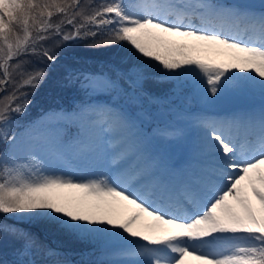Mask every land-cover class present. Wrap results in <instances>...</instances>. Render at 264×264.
I'll return each instance as SVG.
<instances>
[{
	"label": "snow or ice",
	"instance_id": "1",
	"mask_svg": "<svg viewBox=\"0 0 264 264\" xmlns=\"http://www.w3.org/2000/svg\"><path fill=\"white\" fill-rule=\"evenodd\" d=\"M260 9L240 0H0V240L19 243L0 264H66L24 221L90 245L81 264H264V106L225 116L175 106L181 97L264 98V0ZM80 41L126 46L138 59L67 67L63 86L80 94L71 108L17 120L59 61L56 49ZM149 79L171 84L169 93H150ZM145 105L183 122L152 135H195L179 166L149 150Z\"/></svg>",
	"mask_w": 264,
	"mask_h": 264
},
{
	"label": "trees",
	"instance_id": "2",
	"mask_svg": "<svg viewBox=\"0 0 264 264\" xmlns=\"http://www.w3.org/2000/svg\"><path fill=\"white\" fill-rule=\"evenodd\" d=\"M240 2L252 4L255 8L260 9L262 0H240ZM60 18L59 16H55L53 19L58 22ZM89 42L80 41L56 49L60 56L59 61L52 65L49 76L44 83L35 90L33 95H30L29 99H31L32 103L29 105L27 113L24 116H17L16 119H23L32 114V118L37 117L42 110H47L52 106L71 108L73 103L80 98V94L73 88L63 86L65 69L69 66L98 71L114 65L123 66L128 62H136L138 59L126 46L89 48L86 47V44ZM24 60L35 61L36 58L32 56L20 57V61ZM40 66L43 67L44 65L40 64ZM152 68L153 71H157L154 65ZM145 87L153 95L164 96L169 93L172 85L169 83H157L154 79H149ZM27 91L31 92L32 90L28 89ZM238 102L250 103L252 99L247 98L245 93L229 95L224 103L220 105V108H230ZM191 104H194L196 109L199 107L195 98ZM185 105L186 102L183 97L175 101V106L184 107ZM145 106L153 114V119L143 125L144 130L148 132L153 126H157V123L163 121V116L155 113L154 108L156 105ZM186 108L188 107L186 106ZM4 219H7L9 223H16L14 217H5ZM18 226L32 233L46 247L57 250L60 255L56 259L59 260L67 255H72L75 264H81V261L85 258L86 250L90 248V245H86L74 236L44 222L35 221L28 223L24 221L20 222ZM3 240V244L0 242V258L4 256L5 260H11L13 258V249L19 247V243L10 237H5ZM4 244L10 248V256H7L8 249L4 247Z\"/></svg>",
	"mask_w": 264,
	"mask_h": 264
},
{
	"label": "rangeland",
	"instance_id": "3",
	"mask_svg": "<svg viewBox=\"0 0 264 264\" xmlns=\"http://www.w3.org/2000/svg\"><path fill=\"white\" fill-rule=\"evenodd\" d=\"M245 95L247 97H252V98L259 97L261 99V102L264 104V98H262L259 93H245ZM228 96L229 95H226V96L222 97L221 99L215 101L214 103H207V104L206 103H202V102H200L197 99V102H198V105H199V107L197 109L194 106V104H187V103H186V105L184 107H182V106H176V108L179 111H183V112L205 111V112H210V113H213V114H216V115H219V116H225V115H230V114H233V113H250V112H253V109L256 107L254 105H256L257 103H255L251 107L250 106H247V107L246 106H243V107L239 108L238 106H235V108H233V110H230V111H225V112L218 111L217 110V106L222 105L223 102H224V100H226V98ZM186 106L188 108H186ZM60 108H66V107L65 106H59V107L52 106L51 108H49L47 110H42V112L40 113V115L37 116V117H33L32 118V116H33V114H32V115L27 116L26 118L17 119V120L21 121V123H27L29 121L39 119L44 114L43 112H45V111L49 112L50 110L60 109ZM68 108H70V107H68ZM154 110L156 111L155 113H157V114H159L160 111H161L160 108H159V106H155ZM161 116H163V121L161 123H157V126H153L152 129H151V132L148 133L149 134V137H150L149 144H148V148H149V150L154 155H158V156L163 157L161 153L156 152L151 147L152 146V142H155L156 144L161 145L162 147L165 148V150L167 152L166 154H167V157H168V158H166V157H163V158L168 159L173 164L179 166L185 160H187L188 157L191 156L192 152L194 151V149H195V135L192 132H190L193 135L191 137L192 141L190 140V144L186 143V138L184 140H182V141H171V140L163 139V138H161L159 136L152 135V130L154 128L163 127L164 125L169 124V123H177V124L183 123L182 121H177L175 119V117L168 115L166 112H165L164 115H161ZM187 144L191 146V149L188 150L189 152L183 150V147L184 146L186 147ZM80 175L82 176L83 174H80ZM26 222L31 223V222H35V221H26ZM3 241L4 240H0V242L2 244H3ZM4 247H6V245ZM6 248L8 249L7 256H10V252H9V249L10 248H8V247H6ZM1 258L2 259H5L4 256H1ZM60 260L66 262V264H74L73 262H75V260L73 259L72 255H67L66 257H62V258H60ZM193 264H195V262H193Z\"/></svg>",
	"mask_w": 264,
	"mask_h": 264
}]
</instances>
